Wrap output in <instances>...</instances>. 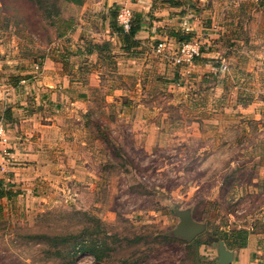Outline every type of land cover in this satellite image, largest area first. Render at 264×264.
<instances>
[{"label": "rangeland", "instance_id": "374dc122", "mask_svg": "<svg viewBox=\"0 0 264 264\" xmlns=\"http://www.w3.org/2000/svg\"><path fill=\"white\" fill-rule=\"evenodd\" d=\"M7 1L10 7L0 0L4 82L40 78L50 48L82 22L90 35L110 0L37 3L58 15L32 10L31 0ZM148 1L151 23H161L157 41L173 51L177 35L197 38L203 55L194 65L175 64L170 54L144 63L134 55L132 70L120 73L105 57L106 84L91 93L104 100L124 82L133 102L126 117L119 102L97 104L99 120L82 119L80 129L81 108L38 105L36 122H45V111L69 134L81 130L86 163L66 164L57 151L39 155L54 166L8 154L21 164L0 167L2 186L13 191L0 197V264H194L205 255L200 242L217 249L214 233L237 228L261 250L253 257L264 258V0H179L186 8ZM96 131L106 136L97 139ZM185 209L205 225L193 241L172 233L176 211ZM91 239L100 257L78 250Z\"/></svg>", "mask_w": 264, "mask_h": 264}, {"label": "crops", "instance_id": "0c3cea01", "mask_svg": "<svg viewBox=\"0 0 264 264\" xmlns=\"http://www.w3.org/2000/svg\"><path fill=\"white\" fill-rule=\"evenodd\" d=\"M121 2H126L131 7L135 25H138L134 35L128 39L114 28L111 13L108 12L110 7L109 10L112 12V9H115L116 14L118 4ZM178 5L186 8L183 1ZM150 9L151 4L148 0H110L108 4L102 5L98 28L90 30L92 31L90 35L84 32L87 25L82 22L73 34L61 36L57 47L50 48L41 61L40 78L31 80L32 75H27L26 78L11 77L9 82L0 79V122L4 126V130L0 134V167H5V165L7 167L6 162L10 163V167H13L14 164L20 165V160H16L19 159L17 156L26 155L33 161H37L36 165H39L38 163L43 160L46 165L54 166V158L41 159L39 156L42 152L46 156L47 153L54 151L63 153L60 156L62 157L61 161L66 164L86 163L85 159L80 158L81 153L83 155L87 148L85 139L77 137L81 134V130L77 133L71 131L72 133L69 134L68 131L72 129L68 130L60 120L61 126H59L57 116H52L45 111L43 112L45 122H36V116H39L38 110L40 109L38 105L42 104V108L45 109L49 105L62 108L68 104L81 108L76 113V120L79 121L76 127H81L80 129L84 126L83 120L87 123L91 119L99 120L97 111L93 109L97 104L112 106L111 104L119 102L121 105V114L119 115L128 116L133 102L126 96L124 82L119 81L114 85L110 83L112 92L105 94L104 100L98 95L95 97L91 92L98 93V90L106 84L107 79L103 77L105 57L109 56V60L113 66H117V72L120 73L132 70L134 55L141 56L143 63L150 60L151 56L160 55L155 47L159 42L157 41L158 31H161L156 26L161 23H158L159 20L151 23L153 18L150 17ZM81 30L82 33H80ZM66 36H71V39H64ZM202 55L203 53L196 57L191 65L198 62ZM155 63L157 62L155 61ZM148 64L150 62L145 65ZM27 80L29 81L27 82ZM19 84L21 85L19 86ZM18 87H21L22 90L16 89ZM72 91H75V94ZM40 118L42 117L40 116ZM98 125L104 126L100 123L97 124L98 128L101 127ZM96 132L97 139L100 136H106L103 131ZM58 140L59 144H57ZM107 144L110 146V143L107 142ZM10 145L12 148L8 150L7 146ZM8 154L16 156V159H9ZM2 171L0 169V177ZM250 238L249 235L244 247L228 248L224 243L231 252V258L227 264H264V258L253 257L252 252L260 254L261 250L257 249L253 239ZM199 248H205L203 251L205 255L192 257V263L220 264L218 248L206 246L204 242H200Z\"/></svg>", "mask_w": 264, "mask_h": 264}, {"label": "trees", "instance_id": "16d2710c", "mask_svg": "<svg viewBox=\"0 0 264 264\" xmlns=\"http://www.w3.org/2000/svg\"><path fill=\"white\" fill-rule=\"evenodd\" d=\"M71 2H75V3H80L81 0H68ZM169 3L173 4V5H178L181 3V1L179 2L178 0H167ZM11 3L15 2V0L10 1ZM2 5L9 6L10 7V3L7 0H1ZM36 4L37 7H33V4ZM42 4L43 1L42 0H31V6H29L30 8L32 7V10H34L35 8L38 9H43V12L45 10V12L47 11L49 15L53 14V15H58L59 10L57 9V7L52 6V7H44L42 5H38ZM34 8V9H33ZM114 16H115V9H113V11L111 12V17H112V24L113 26L115 25V21H114ZM138 29V25H135L134 22V18H133V24L131 29L129 30L128 33H123L121 32L120 28L118 27V32L122 33L125 35V38H130L131 36L134 35V33L136 32V30ZM177 39H178V43L183 41V40H187L190 39L189 36H182V35H177ZM19 77V76H18ZM3 195H13V191L5 189L2 186V181L0 180V197ZM97 225V224H96ZM247 230L245 228H237V229H231L230 231L225 230L222 232H219L218 234L214 233V235L216 236L217 239L215 240H222L223 243H225L227 245L228 248H236V247H244L246 246L247 243ZM54 239L56 238V236L53 237ZM91 242H87V240L81 241L78 244V250L82 251V250H87L89 252H92L95 256L100 257L102 254H99L98 252L101 250V248L98 246L97 247V243L96 240L91 239ZM195 240V237L192 239V241ZM99 243V242H98ZM104 244V242H103ZM105 250H107V252H109L111 250V248L108 245H104L103 247ZM135 264H138L137 262H135Z\"/></svg>", "mask_w": 264, "mask_h": 264}, {"label": "built area", "instance_id": "2783aa9c", "mask_svg": "<svg viewBox=\"0 0 264 264\" xmlns=\"http://www.w3.org/2000/svg\"><path fill=\"white\" fill-rule=\"evenodd\" d=\"M115 22L123 33H128L131 29L133 24V10L126 2L118 4L115 14ZM155 50L163 56L170 54L172 61L175 64L181 65L193 63L194 59L203 53L201 41L197 38H190L179 42L173 51L166 49L164 41H159ZM222 67L224 68L225 66L223 65ZM3 129L4 126L0 122V134L3 132Z\"/></svg>", "mask_w": 264, "mask_h": 264}, {"label": "water", "instance_id": "95a60500", "mask_svg": "<svg viewBox=\"0 0 264 264\" xmlns=\"http://www.w3.org/2000/svg\"><path fill=\"white\" fill-rule=\"evenodd\" d=\"M177 215L180 217V221L176 227L172 230V233L177 236H181L186 240H192L197 234L201 233L205 225L199 221H196L189 210H177ZM219 263L227 264L231 258V252L225 247L221 241L218 245Z\"/></svg>", "mask_w": 264, "mask_h": 264}]
</instances>
